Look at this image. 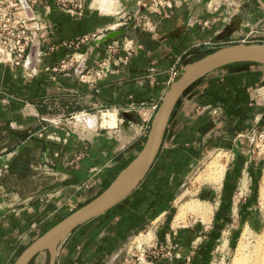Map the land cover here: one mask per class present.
I'll return each mask as SVG.
<instances>
[{"label":"crops","instance_id":"1","mask_svg":"<svg viewBox=\"0 0 264 264\" xmlns=\"http://www.w3.org/2000/svg\"><path fill=\"white\" fill-rule=\"evenodd\" d=\"M57 1L40 0L37 6L38 16L53 29L29 49L35 73L0 63V264H13L21 250L97 197L134 160L172 85L170 69L178 59L184 68L188 58L214 46L264 43V0H248L231 19L220 16L222 7L213 9V0H182L169 16H152L154 32L135 24L129 29L131 21L106 31L123 32L119 36L70 49L66 41L109 29L126 14L146 9L143 0H86L79 15L62 10ZM236 16L243 22L230 29ZM128 38L137 46L135 54L96 85L82 82L79 68L48 69L74 52H85L86 65L93 66L108 57L107 44L115 39L121 44L116 57L124 56ZM198 81L177 103L146 177L127 198L76 227L56 264H119L131 238L148 226L156 231L154 243L170 251L156 264H216V254L230 253L238 233L232 216L237 186L248 180L252 188L245 195L250 196L261 175L250 136L264 127L256 95L263 88L264 65L237 62ZM204 106L222 110L213 116ZM252 121L262 124L254 127ZM94 167L99 169L93 174ZM202 168L203 177L211 179L220 171L221 180L217 176L219 182L194 186L198 199L193 200L201 201L194 210L212 204L213 214L207 221L189 218L188 224L174 226L183 222H176L178 212L171 219L177 202L190 176ZM253 211L252 205L241 208L242 214ZM150 232L138 237L145 234L143 240L150 241Z\"/></svg>","mask_w":264,"mask_h":264},{"label":"built area","instance_id":"2","mask_svg":"<svg viewBox=\"0 0 264 264\" xmlns=\"http://www.w3.org/2000/svg\"><path fill=\"white\" fill-rule=\"evenodd\" d=\"M86 0H58L57 5L62 10L72 14H83L85 10ZM182 0H151L149 3L142 4L146 12H138L135 14H126L121 21L116 22L112 27L105 30H97L83 34L81 37L65 42V45L74 49L81 43L90 40H98L102 38L106 31L116 30L117 28L127 25L131 21H135V26L143 30L154 32L156 23L152 16H169V9H172L178 2ZM217 9L223 8L220 16L224 18H233L242 6L248 0H213ZM40 0H0V63L6 64L11 68L22 67L25 70L30 69L29 49L36 39H45L53 29V24L37 14V6ZM213 7V6H212ZM50 9V6H46ZM208 21L204 24L208 25ZM121 48V44L117 39L107 44L108 57L95 63L93 66L86 65V53L74 52L63 58L52 69L56 72H68L79 68L77 76L82 82L96 85L103 80L108 74L117 71L115 68L120 63L127 64L131 57L135 54L137 46L132 43L130 38L126 39L122 44L125 55L116 57V53ZM155 70L154 66L149 68V76ZM183 67L181 60L178 59L170 69L169 83L176 81L182 74ZM30 75L35 73L34 69L29 71ZM203 110H209L213 116H219L222 108L220 106H204ZM263 128H257L251 133L250 142L257 146V139L264 137ZM98 167L92 168V173L98 171ZM143 246V248H142ZM136 249V252L133 251ZM126 256L123 257L121 264H156V262L165 255H169L170 251L163 245L154 243L153 239L143 243H137L136 240H130L127 244Z\"/></svg>","mask_w":264,"mask_h":264},{"label":"water","instance_id":"3","mask_svg":"<svg viewBox=\"0 0 264 264\" xmlns=\"http://www.w3.org/2000/svg\"><path fill=\"white\" fill-rule=\"evenodd\" d=\"M150 1L145 0V3ZM242 22L243 18L236 16L229 28H238ZM134 24L135 21L129 29ZM120 34L123 32L106 33L102 39L116 37ZM212 49L213 51L199 59L186 63L182 75L172 83L157 108L148 136L139 154L118 174L110 186L36 238L22 251L13 264H30L39 253L44 251L49 253L48 264H56L64 240L76 227L104 214L127 198L151 169L177 103L185 91L197 80L237 62H255L264 65V43H227L214 46Z\"/></svg>","mask_w":264,"mask_h":264},{"label":"rangeland","instance_id":"4","mask_svg":"<svg viewBox=\"0 0 264 264\" xmlns=\"http://www.w3.org/2000/svg\"><path fill=\"white\" fill-rule=\"evenodd\" d=\"M205 53L200 54L199 57H197V58L199 59L200 57L206 55ZM193 58L194 57L188 58L187 62H184V64L186 65V63H188V62L194 61V60H192ZM197 58L195 60H197ZM183 71H184V68H183ZM199 81H200V79H199ZM256 95H257V98L259 99L260 103L262 104L261 106L264 108V84H263V88H261L259 90V92H257ZM251 123H252V126H254V127H258L260 124H262V123L256 124L255 121H252ZM262 131L264 132V127H263ZM256 144H257V146H255V148L257 149L256 150L257 164L260 165V167H261L260 180L257 183L256 188H254L255 190L253 189L252 195H250V196L245 195V191L249 192L248 190L252 188L249 186L248 180L241 181L239 183V185L237 186V193H236V195L232 201L234 211H233V214L231 213L232 216L235 218L234 223L237 226L236 227V230L238 232L237 238H236L235 244L233 245L232 249L230 250V253L228 255H226V257H223L222 253L216 254L215 260H213V262L216 264H232L233 259L236 255V253L238 252V247L243 243V241L250 240V243L245 248L244 252H245L246 259L241 264L251 263V261L257 255V252H258L257 245L261 242L260 235L262 234L263 228H264V199L262 198V195H261V187H262V182H263V177H264V137L257 139ZM207 163H206V165H207ZM206 165H205V167H206ZM210 166H211V164L209 165V167ZM204 168H202L201 171L198 172V174L195 173V174H192L190 176L191 178L189 179L188 184L185 188L186 189L185 195L182 198H179V200L177 202V207L173 211L171 219H173V220L175 219V215L179 211V208L182 204H184L188 201H194L193 198L198 199V197H196L194 195V192H193L194 191L193 188H194V186H196L198 184V182H202L204 180L212 181V180H215V178L217 176H219V174L217 176H216V174H214V175H212L213 176L212 179H211V177L210 178L203 177L204 175L202 172H203ZM217 172H219V171H216V173ZM217 182H219V180ZM196 201L201 202L199 200H196ZM242 204L243 205H250V206L252 205L254 211L252 213L249 212L246 214H242L241 213V208L243 206ZM211 206H212V204L207 205V207L204 208L203 210L201 209V210H189V211H187V213H185L184 216L182 217L183 222H181L178 225L174 224V226L188 224V222L191 221L190 219L194 220V219L203 218L205 221L209 220V218L213 214V206L212 207ZM198 211H200V212H198ZM149 230H152L153 232H150V234H148V236H146V237H149L150 240L156 239L157 234H156L155 229L151 226H148L147 228H145L141 232H138L136 235H134L131 238V240L132 239L136 240L137 243L147 242V241L143 240V238L145 237L144 236L145 234H141L142 235L141 237H138V236L140 235V233H146ZM142 248H143V246H142ZM22 251L23 250L20 251L19 255L22 253ZM133 251L136 252V249H134ZM48 261H49V253L44 252V253H40L34 260H32L31 264H48ZM121 263H122V261H121ZM121 263H119V264H121Z\"/></svg>","mask_w":264,"mask_h":264},{"label":"bare ground","instance_id":"5","mask_svg":"<svg viewBox=\"0 0 264 264\" xmlns=\"http://www.w3.org/2000/svg\"><path fill=\"white\" fill-rule=\"evenodd\" d=\"M114 117V116H113ZM116 117V116H115ZM106 118V117H105ZM107 119V118H106ZM113 120V119H112ZM116 121V120H115ZM104 122V120H103ZM108 122V120H107ZM112 122V121H111ZM96 123V122H95ZM113 123V122H112ZM111 123V124H112ZM115 123V122H114ZM113 123V124H114ZM219 159V158H218ZM216 161V160H215ZM217 163V162H216ZM220 163V162H219ZM220 165V164H219ZM213 166V165H211ZM210 166V167H211ZM222 166V165H221ZM209 167V168H210ZM214 167V166H213ZM224 168V167H223ZM216 169L217 166H216ZM220 170V169H219ZM209 171V170H208ZM214 172V170H213ZM220 172V171H219ZM215 173V172H214ZM224 173V170L223 172ZM218 174V173H216ZM212 175V174H211ZM214 175V174H213ZM223 175V174H222ZM217 176V175H216ZM220 177V176H218ZM217 179V178H215ZM218 180V179H217ZM216 180V181H217ZM219 180H221V177L219 178ZM261 195H262V198L264 199V177H263V182H262V187H261ZM199 206V202L198 201H188L184 204H182L179 208V211H178V215H177V220L176 222L179 223V221H181L182 217L184 216L185 213H187V211L189 210H194L196 209L197 207ZM186 216V215H185ZM246 238V237H245ZM248 239V238H247ZM260 240L261 242L257 245L258 247V252H257V255L254 257V259L251 261V263L249 264H264V228H263V232L262 234L260 235ZM250 243V240L248 241H243V243L238 247V252L236 253L234 259H233V263L232 264H241L242 262L245 261L246 257H245V248L246 246H248Z\"/></svg>","mask_w":264,"mask_h":264},{"label":"trees","instance_id":"6","mask_svg":"<svg viewBox=\"0 0 264 264\" xmlns=\"http://www.w3.org/2000/svg\"><path fill=\"white\" fill-rule=\"evenodd\" d=\"M207 53H209V52H207ZM207 53H205V54H207ZM198 59V58H197ZM31 264V263H30Z\"/></svg>","mask_w":264,"mask_h":264}]
</instances>
